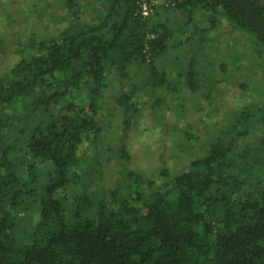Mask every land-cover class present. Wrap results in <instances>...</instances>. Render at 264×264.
<instances>
[{"label":"trees","instance_id":"16d2710c","mask_svg":"<svg viewBox=\"0 0 264 264\" xmlns=\"http://www.w3.org/2000/svg\"><path fill=\"white\" fill-rule=\"evenodd\" d=\"M64 1L68 27L31 39L0 75V264H264V87L176 171L147 177L129 168L123 140L117 150L102 142L116 115L127 132L140 91L172 85L160 64L171 40L197 47L176 76L191 93L205 32L221 17L264 48V0ZM82 2L102 5L95 23L80 21ZM171 10L187 14V29L159 18ZM112 80L120 89L105 107Z\"/></svg>","mask_w":264,"mask_h":264},{"label":"rangeland","instance_id":"374dc122","mask_svg":"<svg viewBox=\"0 0 264 264\" xmlns=\"http://www.w3.org/2000/svg\"><path fill=\"white\" fill-rule=\"evenodd\" d=\"M157 4L159 7L162 1ZM101 10L98 2H82L79 19L95 23ZM160 12L159 18H167L173 29L188 28L187 14L172 10ZM69 15L64 0H0V75L32 52L31 39L57 37L68 27ZM192 22L198 29L209 27L206 16L201 13ZM195 47L177 46L171 40L160 64L172 85L159 88L155 96L140 91L139 113L127 132L123 131L122 115H116L111 120L112 129L102 140L104 151L107 147L117 150L124 141L130 154L129 168L147 177L158 176L162 168L176 171L199 157L208 142L229 125L234 113L260 100L264 87V48L256 43L254 34L235 28L224 17L216 21L215 27L205 32L201 53L196 58L203 74L201 86L191 93L184 78L176 76L184 72L183 67ZM110 83L101 99L105 107H113V97L120 89L115 80ZM156 98L159 105L153 109ZM113 161L118 163L115 157ZM107 173L113 175L116 167L107 168Z\"/></svg>","mask_w":264,"mask_h":264},{"label":"built area","instance_id":"2783aa9c","mask_svg":"<svg viewBox=\"0 0 264 264\" xmlns=\"http://www.w3.org/2000/svg\"><path fill=\"white\" fill-rule=\"evenodd\" d=\"M159 1H157V2H155L156 4L158 3ZM154 3V4H155ZM141 9H142V14L144 15V16H147V15H149L150 13H151V5L150 4H148V3H146V2H142L141 3Z\"/></svg>","mask_w":264,"mask_h":264}]
</instances>
